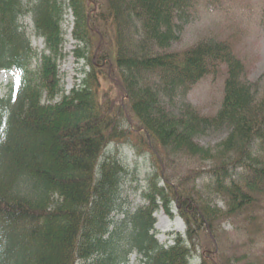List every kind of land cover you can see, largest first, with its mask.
Wrapping results in <instances>:
<instances>
[{
	"label": "trees",
	"instance_id": "obj_1",
	"mask_svg": "<svg viewBox=\"0 0 264 264\" xmlns=\"http://www.w3.org/2000/svg\"><path fill=\"white\" fill-rule=\"evenodd\" d=\"M94 1L95 12L93 0H0V73L14 76L0 86V264H130L133 255L136 264H218L196 256L200 232L214 236L215 223L241 217L253 240L264 231V74L249 81L230 39L173 50L200 0ZM69 12L90 71L66 92L59 63ZM222 73L214 115L187 104ZM175 100L182 106L172 109ZM219 130L228 136L215 149L196 143ZM123 143L150 153L156 168L135 209L124 200L128 166L109 153ZM188 159L199 168L180 178ZM205 177L201 191L195 181ZM174 209L186 234L166 247L155 214ZM227 264H264V255Z\"/></svg>",
	"mask_w": 264,
	"mask_h": 264
},
{
	"label": "rangeland",
	"instance_id": "obj_2",
	"mask_svg": "<svg viewBox=\"0 0 264 264\" xmlns=\"http://www.w3.org/2000/svg\"><path fill=\"white\" fill-rule=\"evenodd\" d=\"M200 1L199 10L192 16L180 42L173 47V50H184L202 38L230 39L234 42L238 54L247 67L249 81L254 84L259 82L264 74V0ZM93 2L95 3L94 0ZM93 13L92 9L91 14ZM73 26V14L69 12L65 16L63 25L66 39L63 51L64 59L59 63L61 85L66 92L75 88L90 71L89 61L83 56L86 52L81 50L80 47L82 46L78 45L72 36ZM28 32L33 46L40 51L43 48V43L37 39L31 25L28 26ZM221 69L225 68L221 67ZM3 78L4 74H1L0 85ZM223 89V73L216 78L207 77L189 93L187 104L204 115H214L221 107L224 96ZM175 106L181 107L182 103L180 101L174 103V106L171 105L172 109ZM227 136V130L209 132L207 135L198 138L196 143L203 148L215 149ZM109 153L117 155L118 159L122 160L125 165L127 164L129 169L123 188L126 198L124 200L132 205V209L144 204L141 198L142 189L147 186L149 179L156 172L150 153L136 148L132 143L113 145ZM210 166V163H206L203 169L209 171ZM194 168L198 169L199 167L194 165L191 159H188L178 176L182 178L186 172ZM179 177L178 179H180ZM207 183H210L209 177L195 181V185L201 191H204L201 187ZM204 194L203 196L208 203L210 202L211 205L225 210L224 204L217 197ZM173 212L172 216L167 215L163 210L155 214L156 231L160 241H164L167 233L178 235L185 232V220L180 215L179 210L174 209ZM259 222L264 228V220ZM213 231L215 232L213 238L208 233L211 240L205 231L200 232L196 238L197 257L206 256L210 259L211 256L218 264H225V261L227 264V261L235 255L256 257L264 255V231L255 235L253 240L242 217L239 218V221L217 222L214 224ZM198 241L205 246V251L200 248ZM130 264H136L135 256L131 257Z\"/></svg>",
	"mask_w": 264,
	"mask_h": 264
}]
</instances>
